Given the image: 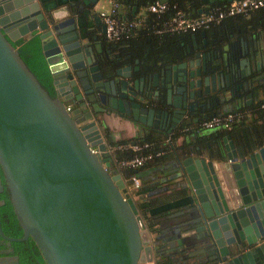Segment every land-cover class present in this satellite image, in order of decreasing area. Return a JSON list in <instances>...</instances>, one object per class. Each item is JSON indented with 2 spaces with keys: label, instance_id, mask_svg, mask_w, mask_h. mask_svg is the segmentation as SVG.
I'll return each instance as SVG.
<instances>
[{
  "label": "water",
  "instance_id": "95a60500",
  "mask_svg": "<svg viewBox=\"0 0 264 264\" xmlns=\"http://www.w3.org/2000/svg\"><path fill=\"white\" fill-rule=\"evenodd\" d=\"M83 1L87 7L80 3L77 15L66 4L49 8L39 0H0V192L6 189L21 228V235L12 237L0 224V245H5L0 247V264H15L10 242L28 236L45 264H156L158 255L168 261L164 264H264V130L245 142L234 143L226 133L206 149L176 148L171 168L163 170L169 161L159 163L160 172L149 177L151 185L132 195L96 122L81 123L90 117L80 115V106H92L98 96L94 111L104 107L112 114L129 107L126 116L133 112L131 128L137 133L151 125L155 100L172 108L171 113L181 100L191 115L192 107L202 104L197 99L206 102L211 91L223 97L235 90V102H242L245 81L234 73L230 84L225 75L227 81L218 76L216 85L211 79L213 84L206 86L205 79L202 88H194L192 79L185 85L186 76L175 79L172 72L169 82L167 76L160 79L157 92L149 70L136 76L137 65L131 71L129 65L99 68L93 56L99 44H90L86 36L85 12H94L90 4L95 0ZM33 31L38 32L54 94L10 43ZM213 52H205L207 66ZM248 52V58L256 59V44ZM195 65L197 60L189 58L188 78ZM200 69H205L204 60ZM112 70L107 88L102 72ZM254 86L259 92L258 84ZM105 94L107 101L102 99ZM71 97L78 102L70 110L65 106ZM168 124L165 133L173 125ZM170 183L169 192L176 195L169 204L177 209L162 215L161 208L150 227L139 205H148L152 196L168 195L155 191Z\"/></svg>",
  "mask_w": 264,
  "mask_h": 264
},
{
  "label": "flooded vegetation",
  "instance_id": "af4514ba",
  "mask_svg": "<svg viewBox=\"0 0 264 264\" xmlns=\"http://www.w3.org/2000/svg\"><path fill=\"white\" fill-rule=\"evenodd\" d=\"M214 1L215 0H210L209 2ZM95 13L96 17L94 16ZM91 15L94 16V23L92 28L88 27L86 30V36L90 44L93 45V42L95 41L99 44L96 45L97 48L93 50L94 60L98 63L99 68H102V66H105L106 64H110L113 68L122 65H129V71H131L133 70V67L137 65L138 71L136 72V76L145 75L146 71L149 70L151 78L157 83V92L160 89V79H165L167 76L169 82L171 80L172 72L175 73V79L177 77L181 78L182 75H185V85L189 79H192L194 88H202L203 80L205 79L206 86L208 84L212 85L213 82L211 79L214 80V78L216 79L218 76L224 81L226 80L224 79L225 75L228 77L227 80L230 84L231 76L234 73L237 74L240 81H245L247 86L246 90L241 93V95L245 94V97L242 99L240 98L242 102H235V90L231 91L232 95L226 93L223 97L220 95L219 91H211L205 97L206 102H204V98L197 99L201 101L202 104L200 106L192 107L193 110H191V112L193 113L191 115L188 111V104H184L181 100L177 101V107H174L173 109L174 113L170 112V109L172 108L168 109L167 105L155 100L154 104H151V106H154V111L156 113L152 120H150V124L153 125L154 123L158 128L150 125L137 133L131 128V125L135 122L131 119L133 117V112H129L128 117L126 116L129 107L122 106V112L116 111L112 114L104 107L100 108V110L94 111L97 107L96 103L98 105L100 104L99 97L95 96L93 98L96 102L95 104L91 106L89 103L86 107L80 106V115L85 116V114H88L90 117L85 118L81 123L94 120L107 145H109V141L123 139V137L120 136L122 132L126 130H129L132 133V135L126 137L128 139H134L135 136L142 138L144 135L150 133H158V130H161L162 136L164 135L165 138H169V135L177 128L181 127L183 130H188L189 123L199 125L201 119L212 115L211 112H214V114H223L227 111H241L243 113L242 117L246 119L250 117L249 110L255 107V104L258 101L257 99L264 98V74L261 73L264 69V59L259 57V55H257L256 59L253 57L248 58V48H250L252 41L251 36H254V40H258L261 44L263 42L262 32L264 28L256 26L254 22L246 20L247 18H227L217 24L210 25L207 28L184 32L174 39L175 43L179 45L178 48L180 53L176 56L168 57L169 53L164 49L155 50V48H152L151 46H144L137 40L135 34H133L131 38L118 42L105 38L103 31L101 30L102 23L97 11L94 10ZM193 46H196V48H193ZM158 47H160V45ZM186 49L189 50V54L185 52ZM207 50L214 51L210 59L212 64L209 66H207L206 62L208 61L207 56H205ZM195 51L199 52L197 56H193ZM216 51L217 53H215ZM237 52H240L241 55L238 56ZM201 53H204V58L201 56ZM189 58L193 59V63L197 60V65L192 68L193 74L191 78L187 77L190 71V67L188 66ZM136 59L137 61H135ZM251 59H253V63ZM203 60L205 62V69L201 71L200 67L202 66ZM254 61H257L258 69L255 67ZM181 62L185 63L182 67L179 66ZM172 64L177 65L175 69L171 67ZM195 68H198L199 73H196ZM114 75L113 70L110 73L102 72V80L105 82V87L110 88L109 81ZM196 83L199 85L197 86ZM255 83L258 84L259 92H257L254 86ZM216 84L217 83L214 80L213 86ZM162 86H165L164 83ZM52 94H54L53 88ZM107 97L108 94H105V96L102 97L103 101H107ZM128 97V95L125 96L127 100H131ZM77 102V100L72 101V97L66 100V104L70 110L76 107ZM165 110H167L169 115L165 114ZM204 114L206 115L205 117H203ZM235 121L237 120L232 121L229 128L215 127L214 130H228L233 127ZM171 122L173 123L171 131L164 134V132H162L163 128ZM128 182L129 178H126V186Z\"/></svg>",
  "mask_w": 264,
  "mask_h": 264
},
{
  "label": "trees",
  "instance_id": "16d2710c",
  "mask_svg": "<svg viewBox=\"0 0 264 264\" xmlns=\"http://www.w3.org/2000/svg\"><path fill=\"white\" fill-rule=\"evenodd\" d=\"M39 1L41 2V0ZM152 1L154 0H119L117 15L122 18L138 17L141 19V24L134 27L127 37H122L114 41H123L125 39L131 38V36L135 34L136 37L139 36L138 38L144 46H151L152 48H155V50L164 49L166 50V52L169 53L168 57H173L180 53L178 48L179 45L175 43L174 39L178 35L183 34L184 32H189H155V29L162 25L161 22L171 15L173 5L176 8L183 9L186 14L195 15L200 13L201 11H204L206 5L208 7H212L215 3H217V5L223 6L227 2V0H215L214 2L208 3L204 2L206 0H166V3L168 4L167 9L162 14H160L159 17H156L155 13L150 12L146 9L147 4L151 3ZM123 5L127 9L126 14H123L121 11H119ZM132 5H135V7L138 9H142L143 13H141V15L137 14L136 12H134V14H131L130 10ZM197 9H200V12H197ZM249 14L250 17L246 20L252 21L256 26H261V28H264V6L253 9L247 14L239 13L232 16L224 17L223 19H221V21L227 18H245ZM10 43L16 48L19 56L35 75L39 83L47 90L49 94H52L51 75L47 68L44 56L42 54L41 42L38 32L33 31L30 36H20L14 40H11ZM159 45L160 47H158ZM257 100L258 101L256 102L255 107L249 110V122H244L245 119L242 117L241 119L235 121L233 127L228 130H213V132L210 133V135L213 137L212 143L219 144L220 137L224 133H229L234 143H240L249 140L250 138H252V136H254L255 133L263 131L264 128H262L260 124H262V120H264V110L259 107V104L261 101H264V98H259ZM257 120L260 121L257 122ZM248 124H251V126L249 125V128H246ZM191 129H194L192 131H196L200 129V127L198 126V124L196 125L193 123V125L189 127L188 131H190ZM164 134L166 133L164 132ZM169 136V138H165L164 135L162 136L161 130H158V133H150L148 135H144L142 138L134 137L135 140L133 144L138 145V149H132V143H128V138H123L116 141H109V145L113 146V149L111 150L112 162L115 159L132 156L134 154H145L147 152H151L152 154H154L157 151L161 152L158 155H153L151 159L146 160L142 165L136 168H118L113 165L120 172L125 173L127 178H129L131 175H134L139 179L138 188L135 190H130V194H137L142 189H146L151 185L150 179L152 178H149V176L145 173V168L151 165L152 169H154L159 163L165 162V159L167 160L168 158L173 157V150L176 149V146L173 143L175 134L173 135V133H171ZM144 143H146V145H143ZM153 172L154 173L152 175H156V172H160V170L158 169ZM160 183L161 182L157 183L156 185H159ZM158 193H160V191H158ZM164 196L166 195L152 196L148 198V205H139L138 210L141 213L142 217L148 221V226L150 227L154 225V222H152L153 218L152 216H149L146 213L157 203L163 201L165 198ZM0 199H3V203L0 204V224L2 232L12 237L20 236L21 228L17 223V220L12 211L11 204L7 197L6 189H3L0 192ZM10 245L12 247L11 253L17 255V260L15 264H45L38 247L35 245V243L29 236L26 239L22 240H12L10 242ZM156 264H164V260L159 259L156 261ZM204 264L216 263L205 262Z\"/></svg>",
  "mask_w": 264,
  "mask_h": 264
},
{
  "label": "built area",
  "instance_id": "2783aa9c",
  "mask_svg": "<svg viewBox=\"0 0 264 264\" xmlns=\"http://www.w3.org/2000/svg\"><path fill=\"white\" fill-rule=\"evenodd\" d=\"M264 6V0H229L223 6L215 3L212 7L205 6L204 11L195 15L186 14L183 9L176 8L173 5L171 15L163 20L162 25L155 29V32L161 31H193L202 28H207L210 25L217 24L221 19L235 14H247L249 11L258 7ZM119 0H106V7H96L97 14L103 25V34L109 40H117L122 37H127L130 31L141 24V19L138 17L122 18L117 15ZM168 7L166 1L154 0L147 4L146 9L156 14L159 17ZM69 109L68 105L65 106ZM259 107L264 110V101H261ZM241 111H227L223 114H212L201 119L199 127L206 128H229L234 120L242 117ZM143 145H146L144 143ZM132 149H138L139 146L131 144ZM113 146L108 145V150H112ZM160 151L152 154H134L132 156L115 159L112 163L118 168L128 167L136 168L142 165L146 160H149L153 155H158ZM139 186V179L131 175L127 184L128 192L135 190Z\"/></svg>",
  "mask_w": 264,
  "mask_h": 264
},
{
  "label": "crops",
  "instance_id": "0c3cea01",
  "mask_svg": "<svg viewBox=\"0 0 264 264\" xmlns=\"http://www.w3.org/2000/svg\"><path fill=\"white\" fill-rule=\"evenodd\" d=\"M86 1L90 2L91 0H86ZM209 1L210 0H206L204 2L205 3H208ZM41 2L45 6H47L49 8H55L57 6H61V5H65L66 4L67 7H68V9L72 13H77V15L81 14V11L78 10L79 9L78 7H79V4L80 3H82L84 7H87V5L85 4V2L83 0H41ZM90 5H91V8L90 9H92L94 11V10H96L95 9L96 7H101V8L106 7V0H95ZM132 6H135V5H132ZM132 6H131V9H132ZM119 11H121L123 14H126L127 9L123 5ZM134 12H136L139 15H141V13H143L142 12V9H138L136 7L133 9V12H132V10H130V13L131 14H134ZM85 13L87 15V18H86V26L89 27V28H92L93 23H94V18H93V16L91 14H88L87 11ZM95 15H96V13H95ZM249 17H250V14L247 15L245 18H249ZM78 21L82 22L80 19H78ZM138 37L139 36H137L136 38L140 42V40H139ZM262 37H263V42L261 44L257 40V41H251V45L256 44V48H257L259 57H261L262 59H264V30L262 32ZM251 38H253V36H251ZM251 61L253 63V59H251ZM261 73H263V71ZM259 121L260 120H257V122H259ZM244 122H249V119L246 118L244 120ZM192 125H193V123H189L188 124V127H191ZM249 125L251 126V124H248L246 126V128H249L248 127ZM260 126L262 128H264V120H262V124H260ZM192 130H194V129H191L190 131L183 130V128H181V127L180 128H177L176 130H173V135L175 134V138H174L173 143L175 144V146H176L177 149H183L184 148V149L187 150L188 147H192V146H195V145H199V147H202L203 149H206L209 146H212L213 145V143H212L213 137L210 135V133H212L213 131L204 132V131H201V128L198 129V130H196V131H192ZM130 135H132L131 131L126 130V131H123L122 132V134H121L120 137H123V138L125 137L126 138L127 136H130ZM135 137H137V136H135ZM138 138H140V137H138ZM128 140H129L128 143H134V140L135 139H128ZM165 161H169V164L167 163L168 165L166 167H164L163 170H168L169 168H171V166L173 165V163L171 162L172 161L171 158H168L167 160L165 159ZM156 170H158V169H156V168L152 169L151 165H149L147 168H145L144 171L150 177L154 173L153 171H156ZM150 172H152V173H150ZM158 173L159 172H156V174H158ZM172 185L173 184L170 183V184H168V187H166V189L156 190L155 191L157 194H158V191H160V192H167L168 195L164 196L165 198H164L163 201H160L155 206H153L152 208H150V210H149L150 212L148 211L146 213L147 215L152 216V218L156 219L157 216H158V214L161 215V213H162V215H163V213H166V212L173 211V210L177 209V207L174 206L173 204H171V205L169 204L175 198V195H176V191L169 192V188H173ZM134 197H135L136 201L138 202L137 195H135ZM140 201L141 200L139 198V202ZM161 208H165V209L162 210L163 212L158 213ZM155 211H157V213ZM3 246H5V245H0V247H3ZM159 257H160L159 255L154 257L155 262L158 259L161 260V258H159ZM165 261H164V263H167L168 262L167 260H165ZM201 264H204V263H201Z\"/></svg>",
  "mask_w": 264,
  "mask_h": 264
},
{
  "label": "rangeland",
  "instance_id": "374dc122",
  "mask_svg": "<svg viewBox=\"0 0 264 264\" xmlns=\"http://www.w3.org/2000/svg\"><path fill=\"white\" fill-rule=\"evenodd\" d=\"M201 131L208 132V131H213L215 128H206V127H200Z\"/></svg>",
  "mask_w": 264,
  "mask_h": 264
}]
</instances>
